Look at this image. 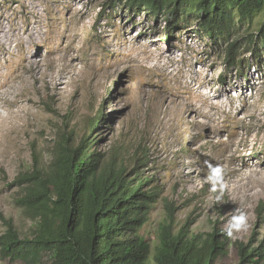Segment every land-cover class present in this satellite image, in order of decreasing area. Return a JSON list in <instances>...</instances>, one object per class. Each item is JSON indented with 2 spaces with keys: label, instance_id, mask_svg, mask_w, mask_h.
<instances>
[{
  "label": "rangeland",
  "instance_id": "rangeland-1",
  "mask_svg": "<svg viewBox=\"0 0 264 264\" xmlns=\"http://www.w3.org/2000/svg\"><path fill=\"white\" fill-rule=\"evenodd\" d=\"M185 27L169 37L164 19L119 0H0V238L6 221L34 236L19 179L37 163L50 170L62 133L81 137L103 113L94 151L121 153L128 174L147 181L140 235L153 254L170 211L176 231L193 235H227L245 216L217 264H239L237 245L262 242L264 64L226 71V46Z\"/></svg>",
  "mask_w": 264,
  "mask_h": 264
},
{
  "label": "trees",
  "instance_id": "trees-1",
  "mask_svg": "<svg viewBox=\"0 0 264 264\" xmlns=\"http://www.w3.org/2000/svg\"><path fill=\"white\" fill-rule=\"evenodd\" d=\"M124 1L131 10L164 19L169 37L177 28L195 23L199 37L226 46V71L264 64V0H119ZM243 47L252 60L240 59ZM104 122L99 113L88 118L87 134L64 131L52 168L46 171L37 163L32 173L19 179L25 188L20 206L37 225L32 238L22 239L6 221L8 231L0 238L2 261L217 264L228 257L231 244L223 231L193 235L190 226L176 231L171 211L153 254L152 245L140 235L153 195L145 190L147 181L141 175L128 174L121 153L107 161L94 151L99 141L95 135ZM237 246L239 264H264V239L255 247Z\"/></svg>",
  "mask_w": 264,
  "mask_h": 264
},
{
  "label": "clouds",
  "instance_id": "clouds-1",
  "mask_svg": "<svg viewBox=\"0 0 264 264\" xmlns=\"http://www.w3.org/2000/svg\"><path fill=\"white\" fill-rule=\"evenodd\" d=\"M246 218L243 214H241L238 217H235L229 224V230L227 232V235L231 237L233 235V231H238L240 229L246 228Z\"/></svg>",
  "mask_w": 264,
  "mask_h": 264
},
{
  "label": "bare ground",
  "instance_id": "bare-ground-1",
  "mask_svg": "<svg viewBox=\"0 0 264 264\" xmlns=\"http://www.w3.org/2000/svg\"><path fill=\"white\" fill-rule=\"evenodd\" d=\"M188 180H190V179H188Z\"/></svg>",
  "mask_w": 264,
  "mask_h": 264
}]
</instances>
